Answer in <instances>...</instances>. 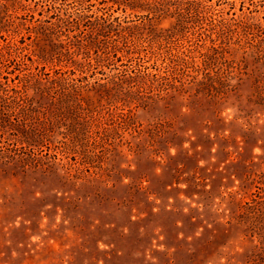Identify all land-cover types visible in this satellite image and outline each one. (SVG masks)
Returning <instances> with one entry per match:
<instances>
[{
	"label": "rangeland",
	"instance_id": "374dc122",
	"mask_svg": "<svg viewBox=\"0 0 264 264\" xmlns=\"http://www.w3.org/2000/svg\"><path fill=\"white\" fill-rule=\"evenodd\" d=\"M202 1L0 0V264H264V2Z\"/></svg>",
	"mask_w": 264,
	"mask_h": 264
},
{
	"label": "trees",
	"instance_id": "16d2710c",
	"mask_svg": "<svg viewBox=\"0 0 264 264\" xmlns=\"http://www.w3.org/2000/svg\"><path fill=\"white\" fill-rule=\"evenodd\" d=\"M258 4H262L264 2V0H259ZM118 4H123L125 6L128 7H133L134 3H139L136 4L134 7H139V8H146L149 9L148 4L149 3H153L155 5V7L157 6H171L173 5L175 8H177L178 10H183L185 12V14H189L194 12V15L199 16V13L202 12H207L205 10V8L207 7V4L205 3V1L202 0H120V2H117ZM143 3V4H142ZM250 4L252 5H256L255 3L251 2ZM241 6H244V1H241ZM191 15V14H190ZM215 14L213 12H211L209 14V17L212 19H215V17H213ZM185 16L182 14L181 19L183 20ZM187 17V16H186ZM199 19V18H198Z\"/></svg>",
	"mask_w": 264,
	"mask_h": 264
}]
</instances>
